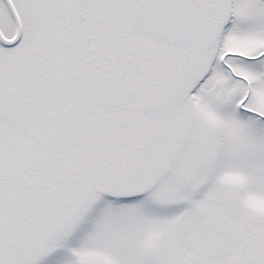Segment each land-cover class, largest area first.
Here are the masks:
<instances>
[{
	"label": "snow or ice",
	"instance_id": "1",
	"mask_svg": "<svg viewBox=\"0 0 264 264\" xmlns=\"http://www.w3.org/2000/svg\"><path fill=\"white\" fill-rule=\"evenodd\" d=\"M0 264H264V0H0Z\"/></svg>",
	"mask_w": 264,
	"mask_h": 264
}]
</instances>
